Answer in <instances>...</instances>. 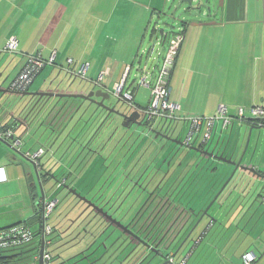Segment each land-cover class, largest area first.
I'll use <instances>...</instances> for the list:
<instances>
[{
    "label": "crops",
    "instance_id": "crops-1",
    "mask_svg": "<svg viewBox=\"0 0 264 264\" xmlns=\"http://www.w3.org/2000/svg\"><path fill=\"white\" fill-rule=\"evenodd\" d=\"M165 3L166 0H0V49L4 50L8 40L15 36L18 39L16 53L24 60L26 54L40 52L46 60L53 58L51 65L67 78L68 75L78 77L76 71L82 63L88 62L86 77L81 78L86 84H79L76 88L86 92L93 88L109 91L126 74L128 79L134 65H137L138 72L146 66L150 68L148 62L142 67L144 43L147 34L151 40L155 35L156 41L159 40L156 29L150 28V21L156 12L161 13ZM219 11L221 19L214 18V22L210 19L191 24L185 22L184 39L170 76V100L181 106L175 112L174 121H183L188 127V120L213 115L221 103L235 114L238 107H264V0H221ZM166 51L164 48V53ZM69 58L74 60L73 63L68 62ZM163 58L164 55L162 61ZM161 64L151 68L153 77ZM107 71L101 83L96 84L99 75ZM135 104L141 107V104ZM6 124L8 127L12 125L11 121H4L0 130ZM252 125L257 122L234 123L227 129L221 128L220 135H214L213 139L228 142L226 153L238 160ZM12 127L15 130V126ZM263 131L264 127L252 130L248 148L251 151L243 162L255 165L264 178ZM18 132L16 136L24 135L22 130ZM30 136L34 142L40 138L33 131ZM7 143L10 142L0 140V166L5 167L8 178L6 182H0V228L24 221L32 226L38 221L35 214L41 207L42 197L34 168L22 157L26 158L27 152L32 154L43 147L30 151L23 140L22 147L13 152ZM222 163L226 167L212 174L215 179L209 185H202L201 176L195 180L196 174L193 178L190 174L186 179L189 190L201 192L200 206L211 199L234 169L232 165ZM263 185L264 179L255 193L259 200L250 202L240 214L235 213L223 225L217 224L208 236L201 239L186 264L191 261L193 264H225L232 252L236 264H243L239 255L246 251L256 254L253 264H264ZM14 203L20 210L17 216L11 210ZM39 221L42 220L39 218ZM36 231L39 249L42 227ZM77 250V253L81 252L83 245Z\"/></svg>",
    "mask_w": 264,
    "mask_h": 264
},
{
    "label": "water",
    "instance_id": "water-1",
    "mask_svg": "<svg viewBox=\"0 0 264 264\" xmlns=\"http://www.w3.org/2000/svg\"><path fill=\"white\" fill-rule=\"evenodd\" d=\"M182 2H186L191 6L194 4V0H182ZM202 8H206L209 12H212V7L207 6L205 3L199 4L198 9ZM193 9H195V7H193ZM20 73L21 72H19L18 75ZM18 75L8 83L9 76L7 75L0 82V95L9 93L20 98L14 108L5 109V113L2 115V119L4 120L0 124L8 120L15 126V133L19 130H22L24 134H29L33 131V134L35 133L34 135L37 134V131L34 132L35 128L41 129L42 126H45V129L40 132L39 137L40 139L46 140V143L49 144L47 152H52V157L54 159L57 158V154L60 156L53 165L43 164L42 156L38 159V163L26 157L27 160L32 162L37 176V183L42 197L41 207H43L44 201H46L44 189L46 181L43 180V178H55L54 168L64 157L76 153L77 151L79 156L82 155L86 149L88 152L91 151L92 148H89V144L93 142V145H96L106 131L108 133L112 131L109 139L117 134L118 128L115 127V129H113L114 118L107 121L111 113L127 120L123 126H128V124H126L128 122H131L132 125H143L144 117H141L139 111L130 109L132 114L127 116L114 106L105 103V101L111 98V93L109 91L93 88L86 92L78 88L70 89L71 86L61 88L59 83L53 86L54 80H52L48 83L49 86L47 88L38 87L32 89L35 82L32 81L25 91L17 92L13 90L12 86ZM35 97H38L37 100L32 102ZM45 97L47 98L46 101L39 107L41 100ZM97 98H101V100L99 101ZM86 103H88V105L84 107ZM67 105L68 108L66 112L70 109L71 112L67 117L66 112L61 117L62 119H60V121L63 122L62 128L56 129L55 127H51L50 129L45 123V120L50 117H52L53 120L56 119ZM91 105H95L96 108L89 118L84 119V115ZM0 108L3 109L1 102ZM98 108H102L108 112L107 116L102 120H100L101 117L97 114ZM72 122L74 123L73 127H71ZM171 123L172 121H170V124ZM263 127L264 117L260 118L257 125L251 126L245 148L238 160L232 159V157L226 154L228 142L225 143L220 140L214 141V139L204 142L196 138L192 145H186L184 141L180 140L178 137H166L171 142L180 145V148H188L190 152L196 153L200 161L204 162L203 166H206V169H209V164L212 165L213 163L221 162L228 163L234 167L228 180L205 208L202 207L197 209L195 207H190V214L185 226H182L176 236L169 241L161 238L158 239L154 232L151 233V231H147L146 229L143 231H139V229L134 230L132 227H129L131 221L128 224H124L121 220L113 217V214L105 211L103 207L90 203L85 197L78 194L75 189H72L70 185L65 184L63 187L68 190L69 193L79 196L82 201L88 203V207H86L77 218L72 219L70 228L79 220L87 221L90 216L92 217L88 220L87 225L93 224L90 229L86 226L74 237V240H78L74 243V246L83 244L85 240L86 248L79 253L83 255L82 258L76 259L79 255L77 254L63 261L61 264L67 262V264H78L81 261H86L83 264H151L155 260H159L157 262L158 264H175L176 256L186 247L189 248L186 249L187 251L185 252L184 258H189L200 244L201 239L208 236L217 224L223 225L225 222L229 221L235 213L240 214L242 209L250 202L255 203L259 200L255 193L260 187V182L264 179L263 175L255 165H247L243 160L248 152L252 130H259ZM102 128L104 130L101 132ZM176 128L177 126L172 129V133H174ZM143 131H145V129ZM153 132L155 133V138L162 136L161 133L155 130ZM7 145L14 152H17V149L10 143H7ZM180 148L175 151L176 154L180 151ZM66 166L67 165H65V167ZM68 169H71V167H68ZM230 182V186L232 187L227 193L226 191L229 188L228 184ZM90 207L92 210L87 213ZM204 219L207 220L206 223ZM203 222L205 224H203ZM43 226L44 223L42 222V228ZM75 229L70 233H73ZM180 231H182L183 234L186 233V235L183 237ZM82 232H84V237L79 239ZM44 251L45 238L42 236L37 252L38 264H43Z\"/></svg>",
    "mask_w": 264,
    "mask_h": 264
},
{
    "label": "flooded vegetation",
    "instance_id": "flooded-vegetation-1",
    "mask_svg": "<svg viewBox=\"0 0 264 264\" xmlns=\"http://www.w3.org/2000/svg\"><path fill=\"white\" fill-rule=\"evenodd\" d=\"M37 98L35 97L32 102H35ZM46 99L45 97L41 100L39 107ZM97 100L100 101L101 98H97ZM67 108L68 105L56 119L53 120L50 117L45 120L50 129L51 127L62 128L63 122L60 119H62L61 117L67 111ZM119 111L122 112L121 110ZM70 112L71 109L66 112V117ZM122 113L130 116L132 111L128 110ZM97 114L102 120L107 116L108 112L98 108ZM117 117L119 116L111 113L107 121L114 118L113 129L115 127L118 128L117 138L120 135L121 139H114L116 135L109 140L107 138L101 141L100 138L96 145H93V142L89 144V148H92V150L88 152L86 149L85 152H88L87 154L83 153L79 156L77 151L64 157L66 161H64V164L68 161L73 168L67 172L73 179L70 187L75 189L78 194L85 197L90 203L103 207L105 211L113 214V217L121 220L124 224H128L131 221L129 227L134 230L143 231L146 229L151 231V233L154 232L158 239L169 241L176 236L182 226H185L190 214V206L184 200L189 191L188 183L186 182L188 176L192 174L191 178H193L196 174L195 180H198L201 176L202 185H209L214 182L215 175L212 174H215L218 168L213 167L215 164L213 163L209 169H206L207 167L203 166L204 162L200 161V158L196 161H191L180 155V152L175 153L180 148V145L171 142L166 137H178L184 141L189 127H187L185 135L180 137V135H176V130L172 133V129L179 125L178 122L170 124L169 120L163 119L159 120L160 123L156 126L151 124L153 120L146 121L144 118L142 126L132 125L131 122L126 123L128 126H123L127 120L121 118L119 122H115ZM141 117L143 118L142 114ZM73 124L72 122L71 127L74 126ZM144 129L150 136L149 138L147 137L148 139H141V136H139V130ZM103 130L102 128L101 132ZM154 130L165 137L159 136L155 138ZM108 134L106 131L102 136H108ZM227 155L230 157L229 154ZM210 170L213 171L211 172ZM106 173L108 175H104ZM231 173L227 175L216 190V193L225 184ZM63 180L65 182L60 187L67 184V178ZM100 181L102 182L101 184ZM230 184L231 182L228 184L227 193L232 187ZM66 191L68 192V190ZM68 195L74 199L72 200V205L79 206L84 204L85 208L88 207V203L82 201L79 196L69 192ZM91 210L92 208L90 207L87 213ZM92 224L87 225V228ZM180 232L183 234L182 231ZM185 235L186 233L182 236L184 237ZM8 261L10 260L1 258L0 264H8Z\"/></svg>",
    "mask_w": 264,
    "mask_h": 264
},
{
    "label": "rangeland",
    "instance_id": "rangeland-1",
    "mask_svg": "<svg viewBox=\"0 0 264 264\" xmlns=\"http://www.w3.org/2000/svg\"><path fill=\"white\" fill-rule=\"evenodd\" d=\"M210 2H211V4H210ZM220 2H221V0H209V2L207 3V0H205V2H203V3H205L207 6L212 7V12H209L206 8L198 9L199 4L201 3L200 0H194V4L192 6L186 2H182V0H166V3L164 4V7H163V10L161 11V13L156 12L154 14L155 15L154 18L150 21V28L152 30L156 29V32L159 36V40H158L159 42L156 41V39H155L156 35H155L154 39H152V40H151V37H149L150 35L149 36H148V34L146 35V41L144 43V47L146 50H144L145 53L143 54L144 55V61L142 62V67L146 65V62H149L148 66L150 67V69L154 68L156 65L162 63V59H161L162 55L165 56V53L167 52L166 51L164 53V48L168 49L171 36L175 32L183 33L187 24H191V22L197 23V20H201V19H203L205 21L210 19L209 20L210 22H214L215 21L214 18L221 19V12L219 11ZM193 7H195V9H193ZM200 10H202V11H200ZM194 11H198L199 13L195 14ZM200 16H202V17H200ZM151 32L152 31H150V33ZM166 36H168L167 40L165 39ZM26 61H27V59L24 60L22 55L17 54L16 52H7V51L0 49V82L7 75L9 76L7 83L10 82L13 78H15L18 75V73L21 71V69L25 66ZM6 66H7V69H6ZM142 75H143V71L138 72L137 71V65H134L133 69L131 71V74L128 76V79L126 80V86H125L124 91L135 92L134 102L141 104V108H145L149 104V100H150V96H151V89L140 84L141 83L140 78ZM52 80H54L53 86L58 85V83H59L62 87L66 86V85H67V87L72 86L71 89H73V88L75 89L76 86L79 84H82V85L86 84V81L81 79V77H75V76L70 77L68 75V78H67L64 75H60V73H58V70L50 64L49 66H46L38 74V76L34 80L35 82L33 84L32 89H36L38 87L47 88L49 86L48 83ZM150 80H151V82H154L155 77H151ZM105 82H106V80L103 81V83H105ZM68 83L69 84L71 83V84L69 85ZM113 89H114V87L112 89L109 88V92L111 93V98L109 100H107L106 103L108 105L116 107L117 110H121L122 112L128 111V110L130 111V109H131L130 104L128 102H125L124 100H120L116 95H114ZM19 99L20 98L18 96H15L14 94L12 95V94L8 93V94L0 95V100H1L0 102H1L2 107H3V109L0 108V123L4 120V119H2V115H3V113H5V109L6 108L10 109L12 107L14 108L17 105ZM87 105H88V103H86L84 107H86ZM95 108H96L95 105H91V107L88 109V111L84 115V119L89 118V116L91 115V113L93 112V110ZM230 113L232 115L235 114L232 112H230ZM120 119L121 118L117 117L116 122H119ZM159 123H160V121L156 120V121H152L151 124H155L156 126H158ZM184 123H183V121H179V125L176 128L175 133H176V135H180V137L184 136L186 131H187L188 126ZM2 125H3V123H2ZM218 127H219L218 130L214 134L217 136L220 135L221 125H218ZM44 129H45V126H42L41 129L35 128L34 132L37 131L36 133L40 136V132ZM139 131H140L139 136H141V139H144V138L148 139L150 137L146 130L145 131L139 130ZM16 133L19 135L18 131ZM109 134H108V136L107 135L101 136V141H103L104 139H107V138L109 139ZM259 134L262 135L260 132H259ZM28 135H29L28 133L24 134L22 136V138L31 148L30 151H32V149H36L38 146H42L44 148V151H45L44 152L45 154H43L44 156L42 158V163L48 164V165L55 164L57 162L58 157H60V156H59V154H57V158L54 159L52 157V152H47L49 144L46 143V140L39 138V140H37V141L35 140V142H34L31 140V136L28 137ZM117 136H118V133L116 134V137H114V139H121L120 135L118 138H117ZM27 137H28V139H26ZM262 138H263V140H262V144H263L264 143V134L262 135ZM25 146H26V144L23 145V147H25ZM250 149H251V147H250ZM23 151H25V150L23 149ZM250 151L251 150H249L247 152V156L249 155ZM179 152H180V155H182L183 157H185L188 160H191V161L195 160L196 161L199 159V156L192 151L190 152L188 148H182V149H180ZM258 153H260V151ZM84 154H87V153L84 152ZM22 159L25 163L29 164L33 168L32 162L27 160L25 157H22ZM64 161L65 160L63 159L54 168L55 178H48L46 180V183L44 184V189H45L47 200L54 199V198L59 199V203H58L57 207L53 210L50 217L46 221L47 224L54 227V232L50 236H48V238L52 240V244L48 247V251L51 252V254L53 255V258H54L53 264H61L63 261L67 260L68 258L79 254L80 252H78V253L76 252V251H78L77 247H79L83 244H84L83 249L86 248L85 240L83 241V244H78V245L74 246V243H75L74 237L87 226V223H85V221L79 220V221L75 222V224L70 228V225L72 224V222H71L72 219L77 218L78 215L85 209V207L83 206L84 204H81L79 206L72 205V202H73L72 200H74L72 198V196L68 195V192L66 191V189L64 187L59 186V184L63 181L64 178H67V184L68 185H71L73 182L72 177L69 175V173H67L68 171L71 170V169H68V167L72 168V164L69 165L68 161L66 164H64L63 163ZM217 164L219 165L218 169H221V167L222 168L226 167V165L223 163H222V165L220 163H215L213 165V167H216ZM65 165H67V166L65 167ZM209 166H211V164H209ZM64 169H65V171H63ZM104 175H108V174L106 173ZM35 179H36V183H37V176H35ZM101 181H100V184L102 183ZM37 185H38V183H37ZM26 186H27V184H26ZM16 188H20V186H16ZM263 188H264V185H263ZM38 191H39V194H41L39 186H38ZM200 195H202L201 192H199V194H198V192H194V191L189 190L187 195L185 196L184 200L187 201V203L189 204L190 207H195V208L199 209V208L204 207V204L202 206H200L201 205V203L199 201ZM216 205H217V203H216ZM11 210L17 216L19 211H20L18 204L17 203L12 204ZM40 219H41V216H40ZM37 220L38 221L33 223L31 226L33 231L38 230L39 228L42 227V223H41V221H39V218ZM204 222L206 223L207 220L204 219ZM204 222H203V224H205ZM91 226L89 227V229L91 228ZM74 229H75V231L73 233H70ZM83 233L84 232H82V234L79 236V239H82L84 237ZM37 238L38 237H36L31 244L25 246L23 249H19V250H15V251L10 252L9 255H15V256H14V259L12 261H10L8 264H38V259L36 258L37 256L35 255V253L32 251H29V249L32 248L33 246H35V245L38 246L39 240ZM187 248H189V247H186L185 249L181 250V252L178 254V256H176V259H175L176 263L175 264H178L181 262V260L185 256V252L187 251L186 250ZM21 250H23V251H21ZM233 254H234V252L231 253V257L227 256L225 264H230V263L236 264L235 255H233ZM80 258H82V257L80 256L79 258H76V259H80ZM239 259H241V255H239ZM158 261L159 260H155L151 264H157ZM84 262H86V261H81L78 264H83ZM67 263H65V264H67ZM190 264H193V261H191ZM223 264H224V262H223Z\"/></svg>",
    "mask_w": 264,
    "mask_h": 264
},
{
    "label": "built area",
    "instance_id": "built-area-1",
    "mask_svg": "<svg viewBox=\"0 0 264 264\" xmlns=\"http://www.w3.org/2000/svg\"><path fill=\"white\" fill-rule=\"evenodd\" d=\"M183 34L175 32L170 38L169 47L163 58L160 69L155 77V81L151 82L150 78L153 77V71L146 66L143 70V75L140 78L141 85H144L151 89V98L147 107H138L134 102L135 92L124 91L126 86L127 74L123 80L115 84L113 93L120 100L128 102L131 106V110L139 111L146 121L156 120H169L173 121L175 118V112L180 110L181 106L170 100V86L169 80L174 69V64L178 57L179 50L183 42ZM153 49V48H152ZM18 39L12 36L4 51L17 52ZM26 64L23 67L21 73L18 75L16 81L13 83V90L22 92L27 89L29 84L35 80L38 74L48 64L53 63V58L46 60L42 57L41 53H29L26 54ZM73 59L69 58L68 62L73 63ZM149 63V62H148ZM89 69V63H82L80 68L76 71V76L85 78ZM129 67L127 68V72ZM107 72H102L97 80L96 84H100L103 76ZM247 112L249 115H247ZM264 116V107L261 105H254L249 108L238 107L237 114L232 115L229 107L221 103L219 104L216 112L208 117H197L188 120L189 130L184 137V141L187 145H192L196 138L203 140L204 142L213 139L218 125H221L222 130L229 128L234 123H250L254 120L259 123L260 118ZM0 140L8 141L13 147L20 149L23 144L22 136H16L13 127H6L0 130ZM44 148H40L36 152L30 154L26 153L32 161L38 163V159L43 156ZM8 180L5 167L0 166V182H6ZM65 180H63L59 186H61ZM264 202V197H262ZM59 203L58 198L44 201L43 207H39L41 220L44 223L42 228V236L45 238V251L43 255V264H53V255L48 251V247L52 244V240L48 238L53 232L54 228L46 223L53 210ZM35 239L34 231L32 227L26 223H16L7 227L0 228V251L19 248L26 244L31 243ZM256 254L253 251H246L242 256L243 264H253L256 261ZM173 260L172 258H170ZM188 257L181 260L178 264H186Z\"/></svg>",
    "mask_w": 264,
    "mask_h": 264
},
{
    "label": "trees",
    "instance_id": "trees-1",
    "mask_svg": "<svg viewBox=\"0 0 264 264\" xmlns=\"http://www.w3.org/2000/svg\"><path fill=\"white\" fill-rule=\"evenodd\" d=\"M173 123L174 122H177V121H172ZM9 125L8 124H6V125H4L3 126V128H6V127H8ZM11 127H12V125H10ZM48 178L46 177V178H43V180H47ZM65 179V178H64ZM215 196V194L214 195H212V197H211V199L213 198ZM210 199V200H211ZM209 200V201H210ZM35 216H37L38 218H40V212L37 210V213L35 214ZM24 222H26V223H28L27 221H24ZM19 223H21V222H19ZM41 223H42V221H41ZM29 224V223H28ZM37 233H38V231H36V232H34V234H35V237H36V235H37ZM34 241V240H33ZM32 241V242H33ZM74 241H76L77 242V240H74ZM31 242V243H32ZM31 243H29V244H31ZM29 244H26V245H24V246H21V247H19V248H14V249H9V250H4V251H0V259L1 258H3V259H9L10 261H12L13 259H14V256L15 255H9V253L10 252H12V251H15V250H19V249H23L25 246H27V245H29ZM38 250V246L36 247H32V248H30L29 249V251H32V252H35V255H36V253L38 252L37 251ZM21 251H23V250H21ZM37 251V252H36ZM82 257L83 255H81V254H79L78 256H77V258H79V257ZM54 259V258H53ZM10 261H8V262H10Z\"/></svg>",
    "mask_w": 264,
    "mask_h": 264
}]
</instances>
